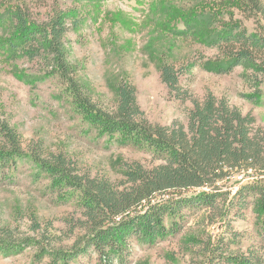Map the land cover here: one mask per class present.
Wrapping results in <instances>:
<instances>
[{"label": "trees", "instance_id": "16d2710c", "mask_svg": "<svg viewBox=\"0 0 264 264\" xmlns=\"http://www.w3.org/2000/svg\"><path fill=\"white\" fill-rule=\"evenodd\" d=\"M2 8L0 23H9L14 34L4 48L12 60L36 62L45 75L58 78L76 112L99 137L151 155L149 166L126 163L118 182L91 177L63 154L25 148L19 133L0 120V169L14 168L27 157L48 176L53 190L73 192L81 208L76 226L81 235L67 250L42 245L40 261L48 257V264H70L94 255L96 264H126L134 240L156 244L182 232L187 217L201 215L198 231L184 243L189 264H263L260 252L233 248V221L246 211L251 209L264 228V128L251 113L211 91L195 97L182 86L185 74L169 63L162 64L160 77L171 96L183 106L191 103L186 125L150 122L135 85L125 79L115 87L114 106H99L68 61L69 16L57 13L41 22L25 5ZM211 12L220 28L210 41L222 58L215 64L217 72L228 75L237 67L251 72L257 99L264 78V0H216ZM243 19L254 21L253 33ZM186 71L191 72L190 66ZM211 228L218 234L211 235ZM19 249L11 239H0V253Z\"/></svg>", "mask_w": 264, "mask_h": 264}, {"label": "rangeland", "instance_id": "374dc122", "mask_svg": "<svg viewBox=\"0 0 264 264\" xmlns=\"http://www.w3.org/2000/svg\"><path fill=\"white\" fill-rule=\"evenodd\" d=\"M216 0H0L8 6L25 5L32 18L46 21L62 13L69 16L66 35L68 61L95 102L104 108L115 104V87L122 80L137 89V101L147 119L171 126L187 124L191 103L183 106L162 82V64H173L184 73L181 83L195 97L207 91L226 98L244 114L251 113L264 128V78L254 100L251 72L237 67L228 75L217 72L221 55L210 41L219 31L211 17ZM240 19L239 16L236 17ZM249 34L256 25L242 20ZM77 25L76 27L72 26ZM9 23H0V120L22 138L25 148L40 146L46 154H63L81 174L113 182L123 178L129 162L151 164L145 150L123 146L99 137L76 112L64 85L45 75L43 67L26 59L14 61L5 51L14 35ZM191 72H187V67ZM250 80V81H249ZM1 142V137H0ZM77 196L53 190L45 173L27 157L14 168L0 169V239L12 240L19 250L0 253V264H48L41 246L69 249L81 232ZM201 215H191L182 232L156 244L134 240L126 264H189L184 243L198 231ZM237 233L233 248L263 255L264 228L251 209L233 221ZM211 235L218 230L211 228ZM70 264H96V257L82 256Z\"/></svg>", "mask_w": 264, "mask_h": 264}]
</instances>
